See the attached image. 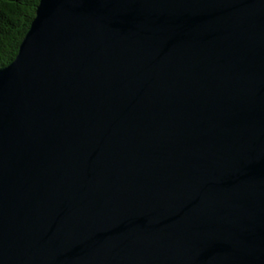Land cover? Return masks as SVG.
Segmentation results:
<instances>
[{
    "label": "water",
    "instance_id": "obj_1",
    "mask_svg": "<svg viewBox=\"0 0 264 264\" xmlns=\"http://www.w3.org/2000/svg\"><path fill=\"white\" fill-rule=\"evenodd\" d=\"M0 264H264V0H39L0 67Z\"/></svg>",
    "mask_w": 264,
    "mask_h": 264
},
{
    "label": "trees",
    "instance_id": "obj_2",
    "mask_svg": "<svg viewBox=\"0 0 264 264\" xmlns=\"http://www.w3.org/2000/svg\"><path fill=\"white\" fill-rule=\"evenodd\" d=\"M39 0H0V67L17 55Z\"/></svg>",
    "mask_w": 264,
    "mask_h": 264
}]
</instances>
